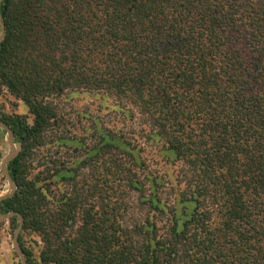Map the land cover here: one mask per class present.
<instances>
[{"label":"trees","instance_id":"1","mask_svg":"<svg viewBox=\"0 0 264 264\" xmlns=\"http://www.w3.org/2000/svg\"><path fill=\"white\" fill-rule=\"evenodd\" d=\"M0 13V87L31 116L0 113L21 144L0 211L22 216L27 264H264V0H2ZM80 95L135 126L71 115Z\"/></svg>","mask_w":264,"mask_h":264},{"label":"rangeland","instance_id":"2","mask_svg":"<svg viewBox=\"0 0 264 264\" xmlns=\"http://www.w3.org/2000/svg\"><path fill=\"white\" fill-rule=\"evenodd\" d=\"M73 107L66 105L64 108L71 115H75L76 111H88L92 115H96L101 118L104 123L125 136L130 133L135 125L130 121L127 115L121 112H110L105 116L99 114L98 109V98L88 95L73 96L72 98ZM0 113L1 114H19L25 115L28 121H31V116L29 115L25 105L14 96L10 95L6 89L0 87ZM85 120V119H83ZM86 121V120H85ZM87 122V121H86ZM142 140V139H140ZM6 133L0 128V196L7 193L9 190V183L2 172L1 162L3 158L9 153V146L6 142ZM144 155L150 159L149 166L150 170H160L162 172L163 166L161 162L155 161L157 149L151 146H146L144 149ZM16 227H13L10 219L0 218V264H21L20 257L13 247L12 238ZM35 238L31 235H24L23 240L26 245H29L31 239Z\"/></svg>","mask_w":264,"mask_h":264},{"label":"water","instance_id":"3","mask_svg":"<svg viewBox=\"0 0 264 264\" xmlns=\"http://www.w3.org/2000/svg\"><path fill=\"white\" fill-rule=\"evenodd\" d=\"M1 2L2 0H0V5H1ZM3 37H4V24H3L1 13H0V42L2 41ZM0 128L5 131L6 140H7L6 142L8 143V146H9V153L3 158L1 162V169L9 183V190L4 195L0 196V201H1L5 198L11 197L16 190V184L12 180L11 176L9 175L7 165L10 162V160H12L19 153V151L21 150V144L15 141L11 128L5 122H3L1 118H0ZM12 215L18 216V225L14 231L13 238H12L13 247L20 257L21 264H27L26 256L24 252L22 251L19 245V242H18V235L21 231V227L23 223L22 216L16 212L2 213L0 211V218L9 219Z\"/></svg>","mask_w":264,"mask_h":264}]
</instances>
